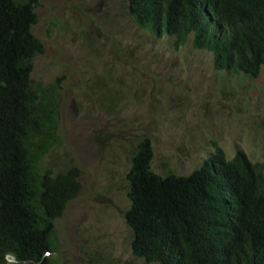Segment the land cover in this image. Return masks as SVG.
Segmentation results:
<instances>
[{
  "label": "trees",
  "instance_id": "obj_1",
  "mask_svg": "<svg viewBox=\"0 0 264 264\" xmlns=\"http://www.w3.org/2000/svg\"><path fill=\"white\" fill-rule=\"evenodd\" d=\"M154 37L191 35L217 70L258 77L264 67V0H124ZM39 0H0V264H58L55 220L82 189L80 167L55 171L45 155L58 133L61 77L31 76L44 42L33 33ZM213 151L189 173L152 168L147 134L125 178L132 254L153 264H264V161L243 149ZM50 252V254H47ZM7 255H11L9 260Z\"/></svg>",
  "mask_w": 264,
  "mask_h": 264
},
{
  "label": "rangeland",
  "instance_id": "obj_2",
  "mask_svg": "<svg viewBox=\"0 0 264 264\" xmlns=\"http://www.w3.org/2000/svg\"><path fill=\"white\" fill-rule=\"evenodd\" d=\"M36 14L32 31L44 51L31 76L61 77L63 143L43 164L81 170V192L55 220L57 263L153 264L132 254L124 219L135 141L151 137L160 174L189 173L212 153V140L227 157L243 149L264 161V67L258 77L217 70L191 35L174 49L171 36L139 28L124 0H39Z\"/></svg>",
  "mask_w": 264,
  "mask_h": 264
},
{
  "label": "water",
  "instance_id": "obj_3",
  "mask_svg": "<svg viewBox=\"0 0 264 264\" xmlns=\"http://www.w3.org/2000/svg\"><path fill=\"white\" fill-rule=\"evenodd\" d=\"M40 38V37H39ZM41 39V38H40ZM60 107H61V102H60V106H59V110H60ZM74 198V197H73ZM73 198H71V199H73ZM70 199V200H71ZM69 201V200H68ZM67 204V203H66ZM66 204H65V207H66ZM65 207H64V209H63V211H62V215L61 216H63V213H64V210H65ZM60 250V248L57 250V252ZM47 254H50V252H47ZM28 262H32V260H25V261H23L22 263L23 264H27Z\"/></svg>",
  "mask_w": 264,
  "mask_h": 264
}]
</instances>
